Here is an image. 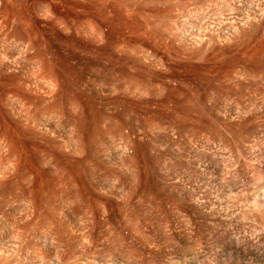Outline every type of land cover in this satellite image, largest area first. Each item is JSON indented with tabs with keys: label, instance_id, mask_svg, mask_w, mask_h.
<instances>
[{
	"label": "rangeland",
	"instance_id": "1",
	"mask_svg": "<svg viewBox=\"0 0 264 264\" xmlns=\"http://www.w3.org/2000/svg\"><path fill=\"white\" fill-rule=\"evenodd\" d=\"M0 264H264V0H0Z\"/></svg>",
	"mask_w": 264,
	"mask_h": 264
},
{
	"label": "bare ground",
	"instance_id": "2",
	"mask_svg": "<svg viewBox=\"0 0 264 264\" xmlns=\"http://www.w3.org/2000/svg\"><path fill=\"white\" fill-rule=\"evenodd\" d=\"M16 1H20V0H10V2H16ZM71 1H75V0H71ZM12 12H13V14H15V12L12 10ZM51 68V67H50ZM50 70H52V69H50Z\"/></svg>",
	"mask_w": 264,
	"mask_h": 264
}]
</instances>
